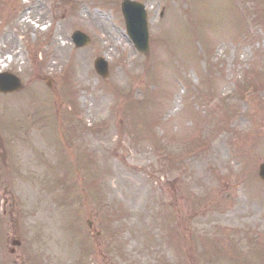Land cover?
Wrapping results in <instances>:
<instances>
[{
    "label": "rangeland",
    "instance_id": "obj_1",
    "mask_svg": "<svg viewBox=\"0 0 264 264\" xmlns=\"http://www.w3.org/2000/svg\"><path fill=\"white\" fill-rule=\"evenodd\" d=\"M121 1L0 3V264H264V0Z\"/></svg>",
    "mask_w": 264,
    "mask_h": 264
},
{
    "label": "water",
    "instance_id": "obj_2",
    "mask_svg": "<svg viewBox=\"0 0 264 264\" xmlns=\"http://www.w3.org/2000/svg\"><path fill=\"white\" fill-rule=\"evenodd\" d=\"M122 12L129 36L141 52L147 53L148 33L142 6L134 2L125 0L122 3ZM72 39L77 47L84 46L89 42L86 37L78 32L73 35ZM95 69L97 73L100 74L103 78H106L108 76L107 64L103 60H96ZM21 88L22 85L18 80L14 81L9 77L0 75V93L15 92L20 90ZM259 175L264 180V164L260 167Z\"/></svg>",
    "mask_w": 264,
    "mask_h": 264
}]
</instances>
